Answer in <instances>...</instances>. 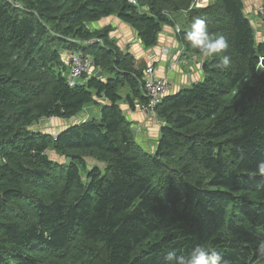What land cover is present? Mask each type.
Returning <instances> with one entry per match:
<instances>
[{"label": "trees", "instance_id": "16d2710c", "mask_svg": "<svg viewBox=\"0 0 264 264\" xmlns=\"http://www.w3.org/2000/svg\"><path fill=\"white\" fill-rule=\"evenodd\" d=\"M12 1L22 10L0 0V264H43L42 255L61 258L74 247L79 255L62 264H165L167 250L187 255L197 245L227 264L264 257V180L254 175L264 156V70L256 69L264 46H256L242 0L204 8L193 0H138L148 14L127 0ZM181 11L186 52L200 55L185 39L195 16L230 46L204 61L203 81L163 98L160 138L149 154L134 141L115 92L127 85L145 101L142 67L108 47L107 29L87 24L116 16L150 48ZM73 51L116 78L68 86L64 57ZM224 54L230 65L217 68ZM94 98L109 103L100 121L54 135L31 129L68 120Z\"/></svg>", "mask_w": 264, "mask_h": 264}, {"label": "crops", "instance_id": "0c3cea01", "mask_svg": "<svg viewBox=\"0 0 264 264\" xmlns=\"http://www.w3.org/2000/svg\"><path fill=\"white\" fill-rule=\"evenodd\" d=\"M147 12L146 6H141L139 9V14H146ZM175 15L178 14L171 17L173 26L164 24L157 35L155 45L150 48H145L138 39L135 30L116 16L102 18L99 22L89 23L87 26L91 31L107 29L105 41L108 47L114 48L120 54L133 59L134 68L142 67L143 72L146 67L152 66L156 77L169 79L171 89L167 95H174L203 81L202 64L206 59L201 54L188 53L184 50L178 36L174 33V27L182 30L185 26L186 17H175ZM98 72L101 81L116 78V73L109 68L94 65L90 74L85 79L80 80V85L86 84ZM115 92L121 97L117 104L118 110L130 129L135 131L134 141L145 152L147 150L155 151L160 138L161 125L158 123L159 120L133 110L129 98L132 103L139 98L134 96L127 85L119 86ZM105 106H109L107 100L94 98L92 103L86 105L81 112L68 120L54 118L41 120L31 129L35 132L54 135L75 124L91 120L100 121L101 111ZM49 158L59 163L65 162V158L57 157L53 152L49 153ZM93 163L92 160L88 162L89 165Z\"/></svg>", "mask_w": 264, "mask_h": 264}, {"label": "clouds", "instance_id": "9594fccd", "mask_svg": "<svg viewBox=\"0 0 264 264\" xmlns=\"http://www.w3.org/2000/svg\"><path fill=\"white\" fill-rule=\"evenodd\" d=\"M185 39L204 57L226 53L230 46L225 35L210 33L208 21L200 16L192 18V22L185 32ZM230 62V56L224 54L216 67L226 69ZM256 69L264 70V65H259ZM254 175H259L264 180V156L257 160ZM258 187H264V185H258ZM260 248L264 250V243L260 245ZM164 262L165 264H227L221 253L210 251L202 245H197L187 255H177L175 250H167Z\"/></svg>", "mask_w": 264, "mask_h": 264}, {"label": "built area", "instance_id": "2783aa9c", "mask_svg": "<svg viewBox=\"0 0 264 264\" xmlns=\"http://www.w3.org/2000/svg\"><path fill=\"white\" fill-rule=\"evenodd\" d=\"M11 4L14 8L21 9L12 0H3ZM101 43L99 39H93L89 43ZM64 62L66 66V83L73 87L80 84V80L89 75L93 69L94 62L90 55L81 51H73L65 54ZM142 95L145 101H135L133 110L143 113L147 117H156V109L161 104L163 98L167 96L171 88V83L167 77L158 78L155 76L152 66L146 67L141 81ZM160 125L162 123L158 121Z\"/></svg>", "mask_w": 264, "mask_h": 264}, {"label": "rangeland", "instance_id": "374dc122", "mask_svg": "<svg viewBox=\"0 0 264 264\" xmlns=\"http://www.w3.org/2000/svg\"><path fill=\"white\" fill-rule=\"evenodd\" d=\"M127 2L130 5L134 6L137 13H139V9L141 8V2H138V0H127ZM192 3H193L192 6H194L196 8H204V7H207L211 4H213V0H193ZM242 3H243V7H244V9H243L244 14L246 15L247 19L249 20L251 27H252V30L254 32V39H255L256 46L257 47L264 46L263 0H242ZM147 10H148V8H147ZM186 13H187L186 11H181V12L177 13L178 15H175V17H187ZM146 14H148V12ZM164 14H165V16H168V13L166 11ZM169 17L170 18L174 17V14H171ZM99 20L96 22H99ZM180 31H181L180 29L174 27V33L177 36L180 33ZM93 39H96V38H93ZM207 58L208 57H206V59ZM203 63H204V61H203ZM153 152L154 151H150V150L146 151V153H149V154H152ZM74 253H76V255H79V250L75 247L73 249L70 248L69 251L67 250L64 253L63 257H61V258L60 257H54V256L44 258L43 255L41 256V258L44 259L43 264H62V262L65 259L66 260L71 259L72 256L74 255ZM254 264H264V257H262L259 261L255 262Z\"/></svg>", "mask_w": 264, "mask_h": 264}, {"label": "water", "instance_id": "95a60500", "mask_svg": "<svg viewBox=\"0 0 264 264\" xmlns=\"http://www.w3.org/2000/svg\"><path fill=\"white\" fill-rule=\"evenodd\" d=\"M261 65H264V62H261ZM203 66H204V63L202 64V68H203ZM99 76H100V73L98 72V73H96L94 75V78H99ZM131 134L134 137L135 136V131L134 130H131Z\"/></svg>", "mask_w": 264, "mask_h": 264}]
</instances>
